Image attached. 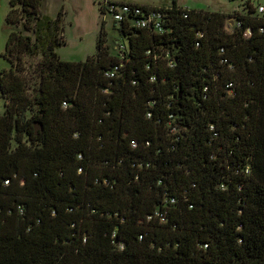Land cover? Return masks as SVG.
<instances>
[{
  "label": "trees",
  "instance_id": "16d2710c",
  "mask_svg": "<svg viewBox=\"0 0 264 264\" xmlns=\"http://www.w3.org/2000/svg\"><path fill=\"white\" fill-rule=\"evenodd\" d=\"M42 3L10 0L5 19L0 264H264V12L245 0L246 13L184 18L174 0L163 41L122 29L131 61L110 79L119 58L105 22L95 54L64 60V10ZM229 17L240 22L231 31ZM154 44L174 48L173 67L146 54ZM169 102L183 115L179 138L157 122ZM166 194L177 204L163 207Z\"/></svg>",
  "mask_w": 264,
  "mask_h": 264
},
{
  "label": "built area",
  "instance_id": "2783aa9c",
  "mask_svg": "<svg viewBox=\"0 0 264 264\" xmlns=\"http://www.w3.org/2000/svg\"><path fill=\"white\" fill-rule=\"evenodd\" d=\"M101 11L103 14L104 19L109 16L115 23V25L119 28V31L121 35L124 37L123 40L118 39L115 44V55L119 58V62L109 68L106 71V76L110 79H115L118 77H123L124 72L126 70V67L128 63L131 61L130 56V40H129V34L122 30L123 28L129 31H135V29H144L149 31L152 34H155L159 37L160 41H163V35L165 33H168L171 31V27L168 24L169 18V12L166 10H163L160 7L150 6V5H144L134 2H125V1H117V0H103L100 3ZM189 8L184 7L183 12H181V15L184 18L188 17V10ZM264 12V4L258 5L257 7V13L262 14ZM231 20L230 17L227 19L226 22V28H228V23H230L231 27L234 28L235 25H240V22L236 19V17H232ZM231 31V30H229ZM198 37L202 38L204 36V31L199 30L198 31ZM197 45H200V42L197 41ZM220 52H224V48L222 47L220 49ZM146 54L149 57H152L155 61L164 59L167 64L170 67H173L176 64V51L173 47L165 46L164 44L156 45L154 44L153 47L149 48L146 51ZM222 63L228 64L229 66H232L230 61L227 57L222 58ZM149 80L152 82H155L157 80V76L155 73H153ZM131 82L133 84H136V79H131ZM228 93L233 94L234 90V83L229 82L227 85ZM209 90L208 85L204 86V94L203 97H207V91ZM172 97V96H171ZM63 107H67L68 103L67 101H63L62 103ZM150 109L147 110L146 116L147 118H152L155 116L154 111L151 109V107L154 105L152 101L149 102ZM172 107V102L168 103V112L165 118L158 114L157 116V122L161 123L165 120V124L167 127V132L170 135H174V138H179V135L183 133V131L186 129V127L182 124V114L181 112H176L170 110ZM181 119V120H179ZM210 129L214 131V135L217 136L218 133L215 131V125L211 124ZM77 136V133H75ZM146 144L149 145L150 141L147 140ZM130 145L135 148L138 146V140L133 138L130 140ZM78 157L81 159L83 158V154L79 153ZM150 163L148 162L146 166H149ZM143 163H139L138 167H143ZM79 172L83 171V167H80ZM105 184H109L108 180L103 181ZM6 184L9 183V180L5 181ZM224 186V185H222ZM178 202V198L173 195L166 194L164 199L162 200V206L168 207L171 205H175ZM192 206V205H191ZM20 212L23 213L24 210L22 207H20ZM155 214L161 218V220H166L165 218V212H163L160 208H157ZM152 215H149V218H151ZM118 246L120 248L124 247V242L118 243ZM207 246V245H205Z\"/></svg>",
  "mask_w": 264,
  "mask_h": 264
},
{
  "label": "rangeland",
  "instance_id": "374dc122",
  "mask_svg": "<svg viewBox=\"0 0 264 264\" xmlns=\"http://www.w3.org/2000/svg\"><path fill=\"white\" fill-rule=\"evenodd\" d=\"M103 0H43L42 11L50 16H56L63 8L64 29L66 43L58 48L60 57L64 60L84 61L88 56L97 51V42L101 30V24L105 22L107 31L106 44L112 53H115V44L118 39L123 40L119 28L115 25L111 17L106 20L100 8ZM134 2L155 7H170L174 0H117ZM178 6L203 9L207 11H223L226 14L235 12L246 13L244 8L245 0H176ZM254 7L263 5L264 0H252ZM10 5V2H8ZM232 20L233 18L230 17ZM233 23V22H230ZM228 23L229 30H232ZM0 64L4 68L10 67V62L0 56ZM1 71V70H0ZM5 100L1 97L0 91V114L4 112Z\"/></svg>",
  "mask_w": 264,
  "mask_h": 264
},
{
  "label": "crops",
  "instance_id": "0c3cea01",
  "mask_svg": "<svg viewBox=\"0 0 264 264\" xmlns=\"http://www.w3.org/2000/svg\"><path fill=\"white\" fill-rule=\"evenodd\" d=\"M10 0H0V53L4 50L9 29L6 28V15L10 9ZM1 56V55H0ZM4 68V64H0V70Z\"/></svg>",
  "mask_w": 264,
  "mask_h": 264
},
{
  "label": "water",
  "instance_id": "95a60500",
  "mask_svg": "<svg viewBox=\"0 0 264 264\" xmlns=\"http://www.w3.org/2000/svg\"><path fill=\"white\" fill-rule=\"evenodd\" d=\"M36 133H38V130L42 127V124L38 121L34 122Z\"/></svg>",
  "mask_w": 264,
  "mask_h": 264
}]
</instances>
